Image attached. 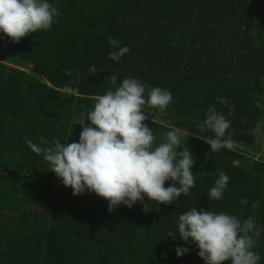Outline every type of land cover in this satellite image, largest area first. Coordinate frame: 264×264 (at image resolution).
<instances>
[{
    "label": "trees",
    "instance_id": "1",
    "mask_svg": "<svg viewBox=\"0 0 264 264\" xmlns=\"http://www.w3.org/2000/svg\"><path fill=\"white\" fill-rule=\"evenodd\" d=\"M47 2L60 13L50 29L19 43L0 32V264H204L178 233L179 216L193 207L252 217L264 264V0ZM109 37L130 49L119 62L109 59L118 50ZM126 78L149 86L145 99L151 87L171 92L164 112L144 106V123L154 146L177 132L194 156L195 185L148 212L138 201L109 213L95 193L73 196L26 141L78 142L80 113ZM210 108L231 121L232 148L205 142L215 136L201 127ZM220 172L229 183L222 199L209 200ZM177 247L190 250L177 257Z\"/></svg>",
    "mask_w": 264,
    "mask_h": 264
},
{
    "label": "clouds",
    "instance_id": "2",
    "mask_svg": "<svg viewBox=\"0 0 264 264\" xmlns=\"http://www.w3.org/2000/svg\"><path fill=\"white\" fill-rule=\"evenodd\" d=\"M59 15L47 0H0V32L13 43H19L23 37L50 29L54 17ZM108 43L118 49L109 53L113 61L119 62L130 52L126 45L119 47V41L113 37H109ZM91 70L94 71V66ZM148 87L138 79L126 78L114 91L97 95L92 109L80 113L77 124L82 131L78 142L62 143L53 138L51 144L41 139L46 147L30 140L26 143L34 153L43 155L49 171L72 189L73 196L86 191L95 193L108 201L109 213L121 205L132 208L138 201L143 204L144 212L151 209L152 202L172 204L181 194L189 195L194 187L195 174L191 168L195 159L185 145L181 146L176 131L166 132L165 140L154 146L156 138L144 123L148 115L143 108H155L162 113L173 97L167 89L151 87L145 99ZM230 126L231 121L215 108L208 110L201 127L215 134L205 141L210 150L233 147L231 136L225 138ZM229 179L220 172L209 189L208 199H222ZM166 181L171 182L168 187ZM145 197L149 203L144 202ZM240 203L247 204V198H241ZM253 207H259V202ZM260 231L252 217L241 221L225 212L195 207L178 219L179 238L196 245L204 264H258L259 253L253 249L254 237H259ZM168 236L175 238L176 234L170 231ZM189 250L175 248L177 257Z\"/></svg>",
    "mask_w": 264,
    "mask_h": 264
},
{
    "label": "rangeland",
    "instance_id": "3",
    "mask_svg": "<svg viewBox=\"0 0 264 264\" xmlns=\"http://www.w3.org/2000/svg\"><path fill=\"white\" fill-rule=\"evenodd\" d=\"M259 134H258V137L257 139L261 142H263L262 144H264V131L262 130H259L258 131ZM263 133V134H262ZM250 152H249V155L251 156H261L262 155V152H258V150H254V149H248Z\"/></svg>",
    "mask_w": 264,
    "mask_h": 264
}]
</instances>
